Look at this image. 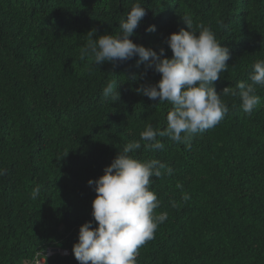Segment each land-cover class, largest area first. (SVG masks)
I'll use <instances>...</instances> for the list:
<instances>
[{
    "label": "trees",
    "instance_id": "trees-1",
    "mask_svg": "<svg viewBox=\"0 0 264 264\" xmlns=\"http://www.w3.org/2000/svg\"><path fill=\"white\" fill-rule=\"evenodd\" d=\"M134 3L146 15L129 39L158 54L163 48L165 58L169 34L188 30L183 17L197 34L199 25L211 29L229 51L212 85L218 94L251 83L252 65L264 60V0H0V264H32L49 246L69 254L46 264H79L72 254L79 227H96L87 181L146 125L166 126L171 105L135 91L159 73L138 57L97 66L80 58L90 38L120 32ZM149 25L156 30L146 32ZM109 81L119 99H104ZM255 88L261 102L251 114L238 95H222L228 112L190 149L157 137L163 149L141 142L132 154L166 165L149 190L160 202L154 214L167 219L138 249L136 264H264V86Z\"/></svg>",
    "mask_w": 264,
    "mask_h": 264
},
{
    "label": "clouds",
    "instance_id": "clouds-1",
    "mask_svg": "<svg viewBox=\"0 0 264 264\" xmlns=\"http://www.w3.org/2000/svg\"><path fill=\"white\" fill-rule=\"evenodd\" d=\"M145 15V8L134 3L126 19L120 21L117 35L90 38L81 50V60L91 59L95 66L104 62L115 65L138 57V63H143L146 70L151 68L159 73L160 79L154 85H141L135 91L151 100L158 98V103L167 102L171 110L166 114L165 127L154 129L146 125L139 140L118 148V154L103 169L102 176L87 181L96 193L91 205L96 227H92V221L79 227L77 242L72 246V254L79 264H136L138 249L154 238L158 225L167 219L166 212L154 214L160 202L149 190L152 178H159L166 165L156 159L141 162L134 158L132 154L141 149V142L148 150H161L165 145L157 137H167L190 149L197 133L215 127L228 112L222 95H238L241 109L247 114L261 102L255 85L264 86V60L252 65L251 83L240 81L235 89L228 86L218 94L212 85L227 70L229 51L221 46L211 29L199 25L197 34L192 30L191 17H183L188 30L181 28L169 34L165 42L172 56L165 58L163 48L158 54L129 39ZM155 30V25L145 29L146 32ZM94 34L92 31V37ZM116 87V82L109 81L103 88L106 101L119 99ZM3 174L0 170V175ZM39 193L40 187L36 186L31 197L36 199ZM182 198L188 200L190 197L185 194ZM39 254L46 264V256Z\"/></svg>",
    "mask_w": 264,
    "mask_h": 264
},
{
    "label": "built area",
    "instance_id": "built-area-1",
    "mask_svg": "<svg viewBox=\"0 0 264 264\" xmlns=\"http://www.w3.org/2000/svg\"><path fill=\"white\" fill-rule=\"evenodd\" d=\"M41 253V252H40ZM46 257L51 256L55 253H59L61 255H68L69 251L67 248H60L56 246H49L42 252ZM38 255V254H37ZM44 257L42 255H39L35 258V260L32 262V264H43Z\"/></svg>",
    "mask_w": 264,
    "mask_h": 264
}]
</instances>
